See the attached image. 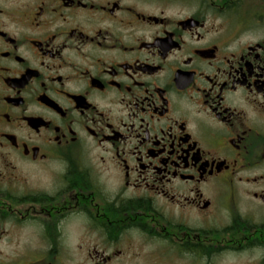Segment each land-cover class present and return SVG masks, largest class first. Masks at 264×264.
<instances>
[{
	"label": "flooded vegetation",
	"instance_id": "obj_1",
	"mask_svg": "<svg viewBox=\"0 0 264 264\" xmlns=\"http://www.w3.org/2000/svg\"><path fill=\"white\" fill-rule=\"evenodd\" d=\"M0 264H264V0H0Z\"/></svg>",
	"mask_w": 264,
	"mask_h": 264
}]
</instances>
